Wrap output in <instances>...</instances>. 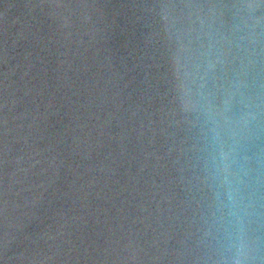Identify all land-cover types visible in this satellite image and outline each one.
Returning a JSON list of instances; mask_svg holds the SVG:
<instances>
[{
  "label": "water",
  "instance_id": "water-1",
  "mask_svg": "<svg viewBox=\"0 0 264 264\" xmlns=\"http://www.w3.org/2000/svg\"><path fill=\"white\" fill-rule=\"evenodd\" d=\"M0 264H264V0H0Z\"/></svg>",
  "mask_w": 264,
  "mask_h": 264
}]
</instances>
